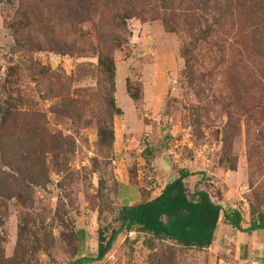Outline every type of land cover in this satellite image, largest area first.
<instances>
[{
  "label": "rangeland",
  "instance_id": "obj_1",
  "mask_svg": "<svg viewBox=\"0 0 264 264\" xmlns=\"http://www.w3.org/2000/svg\"><path fill=\"white\" fill-rule=\"evenodd\" d=\"M23 3L26 8L31 0ZM20 8L21 0H0V107L43 113L49 131L72 137L76 147L67 170L59 174L52 172L45 187H36L32 203L10 201L8 211L0 213V256L1 250L6 258L14 255L21 241L20 227L28 222L29 232L24 237L31 242L32 249L27 255L30 264H70L79 258L96 257L99 227L113 220L115 209L131 204L126 199L127 190L121 193L118 189L115 168L119 163L124 166L125 181L134 185L151 184L154 188L156 181L145 180L144 176L149 171L148 178L156 176L149 158L162 150L172 158L175 169L187 166V171L198 174L200 179L203 177L205 189L213 200L222 201L225 212L238 211L244 229L250 226L249 202L257 205L260 193L264 197V174L251 187L244 131L233 144L239 158L237 171L220 166L222 129L227 119L217 106L207 115L203 109L207 98L202 96L198 100L188 87L177 35L167 32L160 21L138 18L128 21V38L113 54L116 93L119 86L116 102L123 106L121 94L125 93L130 97L136 95L138 101L131 98L135 110L131 108L126 117L114 118L119 146H125L122 153L114 152L113 145L108 150L99 143V121L108 124L110 117L98 114L99 81L105 76L93 53V40L87 38L79 43L81 51L87 49V53L75 56L21 48L17 38L22 44L29 35L20 27L19 22L24 21L16 17ZM83 30L82 34L92 31L86 27ZM60 68L73 77L71 92L83 90L82 96L90 103L80 123L58 119L53 110L57 97L46 98L48 83L44 80ZM215 90L216 86L209 88L205 95ZM89 122L92 125L88 126ZM0 170L11 172L8 166L0 165ZM196 181L199 180L194 177L186 183L190 197ZM252 193L256 195L254 199ZM222 218L221 224L229 222L224 215ZM73 232L78 235V241L73 239ZM34 234H38L41 246ZM250 245L257 248L248 249ZM36 247H40L39 252H34ZM255 260L264 264V235L247 236L230 226L226 235L204 250L157 241L140 231L120 232L105 258L89 264H252Z\"/></svg>",
  "mask_w": 264,
  "mask_h": 264
},
{
  "label": "trees",
  "instance_id": "obj_2",
  "mask_svg": "<svg viewBox=\"0 0 264 264\" xmlns=\"http://www.w3.org/2000/svg\"><path fill=\"white\" fill-rule=\"evenodd\" d=\"M18 16L25 22H19L20 27L24 32L27 30L29 37L22 44L18 38L17 41L21 48L30 51L49 50L75 56L87 53V49L81 51L79 43L87 38L93 40V53L105 76L99 81L98 114L110 117L108 124L99 121L98 137L101 146L108 150L115 140L114 118L123 113L116 102L113 54L128 38V21L133 18L160 21L167 32L180 39L183 74L198 100L202 96L207 98L205 113L209 115L210 109L217 106L227 119L222 129L220 166L237 171L239 158L233 144L244 131L251 187L263 176L264 0H31L26 8L21 0ZM85 27L92 31L82 34ZM44 81L48 83L46 98L57 97L53 108L57 118L80 123L90 103L82 96L83 90L71 92L73 77L60 68ZM214 86L215 92L205 95ZM128 92L131 93L130 87ZM131 98L138 101L136 95ZM47 124L46 116L39 111L0 107V165L11 170H0V213L8 211L10 201L32 203L36 187H45L52 172L59 174L67 170L75 152V141L61 132L53 135ZM192 175L181 169L179 177L159 197L148 200L142 191L143 199L139 203L115 209L113 220L97 231V256L79 258L70 264L102 261L120 232L125 231H140L157 241H171L181 248L197 250L213 244L223 215L243 232L264 231L261 193L257 205L249 202L252 220L243 229L242 215L238 211L226 214L219 200H213L205 189L204 179L190 197L185 181ZM252 194L254 199L256 195ZM57 213L59 216L58 209ZM29 225L27 222L20 227L21 241L12 257L6 258L1 250L0 264H30L27 255L31 242L24 237ZM72 236L78 241L76 232ZM33 237L41 246L38 234ZM38 248L34 252H39Z\"/></svg>",
  "mask_w": 264,
  "mask_h": 264
},
{
  "label": "crops",
  "instance_id": "obj_3",
  "mask_svg": "<svg viewBox=\"0 0 264 264\" xmlns=\"http://www.w3.org/2000/svg\"><path fill=\"white\" fill-rule=\"evenodd\" d=\"M118 93H119V86H117V93H116L117 100H118ZM121 98L124 101L123 106L119 103V101H117V104L119 103L118 107L122 110V112H123L122 115L124 117H126L128 115V113H131V111H130L131 108H132V110L133 109L135 110L134 102L132 101L131 97L127 93L121 94ZM127 130H129V128H127ZM114 132H115V130H114ZM119 145H120L119 138H118L117 134L115 133V140H114V144H113V148L115 149L114 152H119V151L121 153L123 152V150L125 149L124 144L122 146H119ZM122 148H124V149H122ZM169 154H171V153H169ZM122 162H123V160H122ZM149 162L151 164V167L153 168V173H155L156 176L155 177L149 176V178H148V175H150V171H149L147 173V176H144V179L145 180H149V179L155 180L156 182H155V184H153L155 186L154 188L150 187L151 184H149V185L145 184L144 185L141 182L140 185L139 184L134 185V184L130 183L129 180H128V182L125 181V178H123V175L125 174L124 166L119 163L117 165V167L115 168V173L117 174L116 180H117V184H118V189L122 190L121 193H123L124 189L127 190L126 199H127L128 203H131V204H128L129 206L135 205L143 199L142 191H144L146 198L148 200H153V199L159 197L161 195L162 191L166 188V186L179 177V171L181 169H183V168H178V170L175 169L174 161L172 160V158L169 155H166L164 153V150L158 151L157 153H155L152 158H149ZM184 169L187 170L188 169L187 166H185ZM241 172H243V171H241ZM194 177L195 178L197 177L199 180V181H196V185L198 184V182L203 180V177H201V179H200L198 174L197 175L193 174L190 178H188L185 181V183H188ZM142 179H143V177H140V180H142ZM195 188H196V186H195ZM219 202L222 205L223 209L225 210V207L223 206V202L220 200H219ZM225 213L230 214L228 212H225ZM222 220H223V218H221L220 223H219L217 230L215 232V238H214L213 244L216 243L218 237L222 238L223 235H226L229 232L230 226L232 227V230H237L238 232L245 233L247 236H250V235L253 236L255 234H257V235L263 234L264 235V231H255L252 233L243 232L239 228L234 227L231 222H227V224H229V225H227L226 222H223L221 224ZM97 235H98V233H97ZM223 238H226V237H223ZM261 246L262 245H260V247H258V248H261ZM252 248H257V247L256 246L251 247V245H250L248 249H252ZM252 264H260V261L255 260L254 262H252Z\"/></svg>",
  "mask_w": 264,
  "mask_h": 264
}]
</instances>
